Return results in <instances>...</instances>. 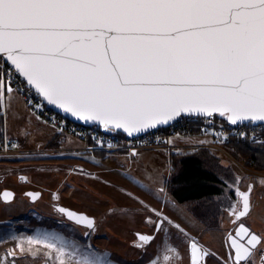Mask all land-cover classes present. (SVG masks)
Wrapping results in <instances>:
<instances>
[{
    "label": "snow or ice",
    "instance_id": "6c2138e0",
    "mask_svg": "<svg viewBox=\"0 0 264 264\" xmlns=\"http://www.w3.org/2000/svg\"><path fill=\"white\" fill-rule=\"evenodd\" d=\"M0 61L3 110L20 91L12 87L18 74L48 103L109 131L131 135L183 113L264 122V0H0ZM252 190L251 184L245 192L236 188L240 199L230 215L250 214ZM54 207L89 229L84 239L95 231L93 217ZM149 211L161 219L148 222L166 232L162 221H172ZM26 239L33 257V244L47 249L45 264H117L107 250L56 231L37 230ZM227 239L234 254L224 264H254L264 245V234L244 223ZM16 247L25 251L19 242ZM187 248L189 264L210 254L193 238ZM166 251L179 259L176 248Z\"/></svg>",
    "mask_w": 264,
    "mask_h": 264
},
{
    "label": "rangeland",
    "instance_id": "374dc122",
    "mask_svg": "<svg viewBox=\"0 0 264 264\" xmlns=\"http://www.w3.org/2000/svg\"><path fill=\"white\" fill-rule=\"evenodd\" d=\"M19 101L21 107H19L18 114L11 113L10 120L8 119L7 111L0 109L2 119L0 190L6 185H10L18 189V192L20 191L16 195V199L9 202L8 206L0 201V264H13V260L14 264H45L44 253L47 249L40 246L36 257H33L28 250L22 252L16 247L17 242L22 243L27 237L34 236L33 230L35 228H53L65 236L79 240L81 243H90L95 249L100 251L107 250L117 264H147L151 261H157V264H189V258L186 253L181 254L182 256L179 259H175L174 254L162 250L167 247H173L169 244H162V235H164L162 231L159 232L160 238L157 245L151 247V255L128 257V255L138 254L139 250L126 244L120 245L114 242L110 234L106 238H102L99 230L91 232L89 238L84 239V233L89 231V229L71 224L49 204L51 201L64 206L70 204V206H77L87 211L92 216H97L101 210L122 206L125 211L114 215L118 221H131L134 217L139 216V214L133 213L135 212L133 209L140 208L143 210L142 216L151 218V220L157 216L149 211V208L156 209V211L164 215L170 214L177 220L186 216L190 221H194V216L190 211L195 206L194 203H176L171 200L169 194H163L162 196L161 189L165 171H163L159 159L155 157L153 152H148L141 157L137 156L133 166L129 165L128 156L126 155L116 156L112 165L110 163L105 164V157L103 158L105 152L112 151H84L82 149L83 143L81 147L74 149L79 154L69 158L61 157L60 155L63 153L52 152V141L50 143L43 142L47 137V131L44 128L51 130L45 124L46 122L39 117L41 121L35 118L34 114L25 107L20 97ZM31 127H34L33 130L28 131L32 129ZM14 136L19 139L21 144L18 149L10 146L11 142L17 139ZM182 136H191L192 140L197 142L209 139L213 144L220 146L222 151L217 153L215 157L207 151H202L203 148H195L200 151H198L197 155L204 161V164L215 169L226 181L227 186L222 187V190L224 193L231 192L236 198V202L238 199L236 188L238 187L241 192H244L248 189L249 184L253 185V190L250 194L251 208L247 221L251 222L254 220L258 216L257 213L261 214L260 217L263 218V221L264 184L261 181L264 180V169H255L245 165L244 159L232 157L222 146V142L225 140L218 142L210 136L194 132ZM182 136L176 135L172 137L171 142ZM173 147L174 145L170 149H165L167 151L177 150L175 147L172 149ZM45 152L54 154L37 155V153ZM126 153H132V151ZM93 154L101 156L100 158L96 157L101 162L99 166L85 161L88 156ZM170 155L171 153L169 157ZM157 156H162V154L157 153ZM151 158H155V160L157 158V161H151ZM142 161L144 162L143 164L141 163ZM149 163L152 164L148 168L150 170H146L144 165ZM104 165H108V169ZM176 167L175 165V167L171 168V163H168L165 180L175 173ZM5 176L6 178L1 181ZM21 177H26V179L22 180L20 179ZM238 177L240 178L239 183H237ZM19 182L23 184L19 185ZM163 187L165 188L164 184ZM24 188L42 190L43 196L41 203H36V201L29 203L23 198L27 201L25 202L27 206L23 204L24 209L20 213L18 210L16 211L20 205L17 200L21 197V190ZM53 193L59 197L58 200L53 199ZM129 193L131 195H128ZM140 201H143V204ZM17 204L19 205L17 206ZM144 205H147L148 208H145ZM218 214L219 216H224L226 219L225 224L231 222L234 218V215L220 210L219 212L217 211L215 216L205 214L198 220L200 223L208 221L210 224H216ZM139 219H141V216ZM69 229H74V233L70 232ZM171 231L173 232L172 240L174 238L177 239L176 228L172 227ZM23 246L26 249L28 247L26 245ZM5 248L13 255H6L7 250ZM33 250H37V246ZM167 253H170V256L169 260L165 261L164 256Z\"/></svg>",
    "mask_w": 264,
    "mask_h": 264
},
{
    "label": "crops",
    "instance_id": "0c3cea01",
    "mask_svg": "<svg viewBox=\"0 0 264 264\" xmlns=\"http://www.w3.org/2000/svg\"><path fill=\"white\" fill-rule=\"evenodd\" d=\"M19 107H21L20 105V101H19V96L15 93L13 99L11 100L10 106L8 109L5 110V112L7 111L8 113V119L10 120V114L11 113H15L18 114V110ZM33 115V114H32ZM35 118H37L38 120H40L36 115H34ZM30 118V117H28ZM41 121V120H40ZM36 123V122H35ZM38 124V123H36ZM47 124V123H45ZM48 125V124H47ZM48 127L51 129H46L44 128L47 132L46 134V140H43V142L46 143H50V141H52V152L57 151V153H63L60 156L61 157H65V158H69V157H74V155H77L79 153H77L74 149H77L78 147H81L82 142L76 138L67 136L61 132H59L57 129H55L54 127L48 125ZM9 128V126H8ZM32 128V127H31ZM34 128V127H33ZM30 129L28 131H32L33 130ZM38 130V129H36ZM10 131V128H9ZM26 132V131H24ZM12 133V132H9ZM15 137V136H14ZM17 138V137H15ZM17 140H19L17 138ZM172 145H174V147L177 150H170L167 151L165 148H160V147H155V148H145V149H140L135 151V153H126V152H122V151H115V152H105V156H103V158L105 157V164L110 163L111 165L114 164L115 162V157L119 156V155H126L128 156V161H129V165L133 166L135 159H137V156L141 157L142 155L146 154V153H151L153 152L155 157H157L159 159L160 164L162 165V169L163 171H165V173L162 174L165 175L164 176V180L162 182V196L164 195H168V191L166 190V187H163V184L165 186V177H166V172L168 170V163L170 164V157L169 154L170 153H195L198 154L200 151L195 148V147H199V148H203L202 151H207L208 153H211V155H213L214 157L217 156V153H220L221 148L220 146L213 144L209 139H203L202 141H194L192 140L191 136H185V137H179L176 138L174 140H172L171 142ZM75 147V148H74ZM174 147L172 149H174ZM199 151V152H198ZM157 153H161L162 156H157ZM54 153H49V152H45V153H37V155H53ZM81 154V153H80ZM56 155V154H55ZM96 157H101L100 155L96 156V155H92V156H88L87 162H91L95 165H100L101 162L99 161L98 158ZM157 158L155 160L151 158V161H157ZM140 160V158H139ZM147 160V159H145ZM143 160V161H145ZM141 162L142 164L144 162ZM151 163L144 165L145 169L147 170L148 168L151 167ZM106 166V168L108 169V165H104ZM170 168V167H169ZM114 170H116L115 168H113ZM150 170V169H148ZM6 178V176L1 180L3 181ZM19 185L23 184V183H18ZM8 191L11 194L8 196H5L3 191ZM22 193L20 194L21 197L18 198V202L19 204H17V206L19 205V207L16 209V211L18 210L20 213L21 211H23V206L27 204L25 202H29V203H33L34 201H36V203L40 202L42 200V196H43V192L42 190H32V189H27L24 188L23 190H21ZM20 193V191L18 192V189H16L13 186L10 185H6L4 187H2V189L0 190V201L4 204L7 205L9 204V202H11L12 200L14 201L16 199V195ZM28 193H39V195L33 197L30 195H27ZM170 198L172 201H175L172 196L169 194ZM26 200H24V199ZM163 201V200H162ZM171 201V202H172ZM176 202V201H175ZM22 203V204H21ZM177 203V202H176ZM179 203V202H178ZM24 204V205H23ZM51 204V206L55 209V203H52V201L49 203ZM57 204V203H56ZM59 204V203H58ZM66 206V205H65ZM67 207L84 213L87 216L93 217L95 219V224H96V229L95 230H99L100 231V235L102 236V238H106V236H109V234L111 235V238H119V237H128L131 238L133 237V232L136 231V233L138 231L141 230L142 225H143V221H142V212L143 210L140 209H133L134 214H139V216L134 217V219H132L131 221H118L117 218H115L114 215H117L119 212L121 211H125V208L120 206V207H111L110 209H105V210H101L97 216H92L89 215L87 213V211L77 207V206H70L67 205ZM20 209V210H19ZM15 210V209H14ZM12 210V211H14ZM18 213V214H20ZM192 214V213H191ZM17 215V214H16ZM193 215V214H192ZM221 215V214H220ZM258 216H256V218L254 220H252L251 222L247 221V218L249 216L246 215L244 217H241L240 219H236V220H232L231 222H227L226 223V219L224 218L223 215L219 216L218 218V222H216V224L214 226H204L202 223L199 222V220L194 217V221H190L186 216H183L180 218V220H177L175 218H173L170 214H163L164 217H167L168 220L172 221V224H169L167 221L166 224H168V226L170 227V229H172V227H175L174 225H179L180 228L184 229V233H187V236L184 235V233H181L179 231V229H177L176 227V235L180 236L181 234L183 236H185L187 238V240L189 238H193L195 241H197L200 245L203 246V248L205 250H207L210 254H212L214 257H208L202 255L201 256V261L202 264H216L218 263L221 259V257L219 256H224L225 254H227L228 256L230 254H234L232 253L231 249L229 246L226 245H230V241L227 239L229 236V233H231L232 235H235V229L239 227L240 223H244L246 227L250 228L251 230L260 233V234H264V220L262 221V217H260V213L258 214ZM141 216V219H139ZM246 219V220H245ZM195 222V223H193ZM131 235V236H130ZM119 244V242H117ZM152 247V246H150ZM261 255H264V245H260L258 247V251L257 254L255 255L254 259V264H261V260L260 257ZM189 258V255H188ZM223 259H225L226 257H222ZM228 259V257H227Z\"/></svg>",
    "mask_w": 264,
    "mask_h": 264
},
{
    "label": "built area",
    "instance_id": "2783aa9c",
    "mask_svg": "<svg viewBox=\"0 0 264 264\" xmlns=\"http://www.w3.org/2000/svg\"><path fill=\"white\" fill-rule=\"evenodd\" d=\"M2 64L3 61H0V65ZM12 87L20 89L16 93L31 113L59 132L80 140L83 143L82 149L84 151L131 152L142 148L155 147L170 149L172 137L188 135L193 132L210 136L218 142L230 138L244 140L249 143L264 142V123L248 121L232 124L214 115H181L166 127L154 128L139 135H126L109 131L103 126L82 125L58 114L47 106L40 95L29 88L18 74L14 77ZM241 132L245 135H239ZM13 143L17 145L16 149L21 147L20 141L17 139L13 140L10 146Z\"/></svg>",
    "mask_w": 264,
    "mask_h": 264
},
{
    "label": "trees",
    "instance_id": "16d2710c",
    "mask_svg": "<svg viewBox=\"0 0 264 264\" xmlns=\"http://www.w3.org/2000/svg\"><path fill=\"white\" fill-rule=\"evenodd\" d=\"M2 141V119L0 116V142ZM224 149L235 158L244 159L245 165L264 169V142L249 143L230 138L222 142ZM171 168L175 173L165 181V187L172 198L179 203H194L191 213L201 218L205 214L215 216L224 205L233 203L234 195L224 193L226 181L213 168L206 166L195 153H171Z\"/></svg>",
    "mask_w": 264,
    "mask_h": 264
},
{
    "label": "flooded vegetation",
    "instance_id": "af4514ba",
    "mask_svg": "<svg viewBox=\"0 0 264 264\" xmlns=\"http://www.w3.org/2000/svg\"><path fill=\"white\" fill-rule=\"evenodd\" d=\"M238 200V199H237ZM236 202V198L234 197V200H233V203L230 204V205H224L221 210H223L224 212H227L230 214V209L232 208L233 204H235ZM218 218H219V214L217 215V218H216V222H218ZM158 219H161V218H158L156 217L155 219H153L152 221L155 222L157 221ZM233 220H236V217L234 215V218ZM142 221H143V225H142V228L140 231V233H143V234H149L151 236H153V240L149 241V242H143L141 240H139L138 236H136V231L133 232V237L131 238H128V237H119V238H114L112 239L114 242H119V244L121 245H128V246H131V247H134L136 249L139 250V253L138 254H133V255H128V257H142V256H149L151 255V247L150 246H156L157 243L159 242V232L156 228H155V225L154 223H149L148 222V217H145L143 216L142 218ZM163 223V226L165 229H167V231H162L164 235H162V244H169V245H172L174 248L177 249V252L180 254L179 257H181L183 253H186V255L188 256V248H187V243H188V240L185 236H183L182 234L180 236H177V239L174 238V240H172V236H173V232L171 231L170 227L168 226V224H166L165 221H162ZM202 224L204 226H214L215 224L214 223H209L208 221L207 222H202ZM162 250H166L165 249H162ZM163 253V251H162ZM170 253H167L166 255H169ZM170 256V255H169ZM208 257H214L212 254H209ZM221 257L220 261L216 264H224V262L227 260V257H229L227 254H225L224 256H219ZM222 257H226L225 259H223ZM125 258H127V256H125Z\"/></svg>",
    "mask_w": 264,
    "mask_h": 264
},
{
    "label": "water",
    "instance_id": "95a60500",
    "mask_svg": "<svg viewBox=\"0 0 264 264\" xmlns=\"http://www.w3.org/2000/svg\"><path fill=\"white\" fill-rule=\"evenodd\" d=\"M25 82H26V81H25ZM26 84H27V83H26ZM31 89H32V88H31ZM32 90H34V91L36 92L35 89H32ZM36 93H37V92H36ZM40 97H41V96H40ZM41 98H42V100L45 102V104H46L47 106H49V107L52 108L55 112H57L58 114H60V115H62V116H64V117H66L67 119H69V120H71V121H74V122H77V123H79V124L86 125V126H93V125L101 126V125L99 124V122H96V121H87V122H86V121H84V120H82V119H78L77 117L71 115L70 113L65 112L64 110H62L61 108H59L57 105L48 103V101L45 100L43 97H41ZM181 115H188V114H187V113H183V114H181ZM181 115H180V116H181ZM192 115H199V114H195V113H193ZM211 115H214V116H216L217 118H219V119H221V120H224V121L229 122L225 117L221 116L219 113H214V114H211ZM177 117H179V116H177ZM177 117H175V118H173V119L167 121L166 123H160V124L156 125L155 127H152V128H150V129H147V130H144V131H140V132L132 133L131 135H139V134L145 133V132H147V131H149V130H151V129H154V128L166 127V126H168L169 124H171V123H172ZM248 121H250V120H246V121H243V122H237V123H244V122H248ZM254 122H257V123H264V122H260V121H254ZM113 131L120 132V133H122V134H126V135H130V134H128L126 131H124L123 129H115V130H113ZM132 153H135V151H132ZM247 190H248V189H247ZM247 190H246V191H247ZM244 192H245V191H244ZM3 193H4L5 196H8V195L11 194V193L8 192L7 190H6V191H3ZM238 199H240V198L238 197ZM55 205H58V206H60V207L68 208V209H70L71 211H74V212H78V211H75V210H73V209H71V208H69V207H67V206H64V205H60V204H55ZM240 207L242 208V202H241ZM58 213H59V212H58ZM78 213H81V212H78ZM63 216H64V215H63ZM64 217H65V216H64ZM235 217H236V219H240V218H241V217H238V216H235ZM137 233H140V232H137ZM137 233H136V236H137ZM140 234H141V235H149V234H143V233H140ZM150 236H151V235H150Z\"/></svg>",
    "mask_w": 264,
    "mask_h": 264
},
{
    "label": "bare ground",
    "instance_id": "6f19581e",
    "mask_svg": "<svg viewBox=\"0 0 264 264\" xmlns=\"http://www.w3.org/2000/svg\"><path fill=\"white\" fill-rule=\"evenodd\" d=\"M37 230H40V231H56V232H59V233H61L60 231H58V230H56V229H53V228H51V229H48V228H35L33 231H34V235L36 234V231ZM4 243V242H3ZM20 244L22 245V247L24 248V246L23 245H26V247H27V249L26 248H24L25 250H28L29 249V244H28V242H27V239H25L24 240V242H20ZM35 246H37V249H39L40 248V245H36V244H33L32 246H31V248L32 249H34L35 248ZM42 247V246H41ZM6 249V248H5ZM7 250V249H6ZM20 250V249H19ZM10 251H6V255L9 253ZM166 256H168L169 257V255H166ZM152 262L153 261H151V262H149V263H147V264H152Z\"/></svg>",
    "mask_w": 264,
    "mask_h": 264
}]
</instances>
